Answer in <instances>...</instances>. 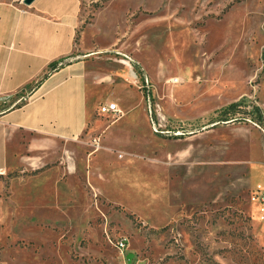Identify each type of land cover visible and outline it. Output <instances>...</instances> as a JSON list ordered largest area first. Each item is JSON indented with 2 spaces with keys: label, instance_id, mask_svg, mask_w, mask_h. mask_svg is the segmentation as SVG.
Here are the masks:
<instances>
[{
  "label": "rangeland",
  "instance_id": "374dc122",
  "mask_svg": "<svg viewBox=\"0 0 264 264\" xmlns=\"http://www.w3.org/2000/svg\"><path fill=\"white\" fill-rule=\"evenodd\" d=\"M80 1L93 119L2 177L0 263L264 264V0Z\"/></svg>",
  "mask_w": 264,
  "mask_h": 264
},
{
  "label": "crops",
  "instance_id": "0c3cea01",
  "mask_svg": "<svg viewBox=\"0 0 264 264\" xmlns=\"http://www.w3.org/2000/svg\"><path fill=\"white\" fill-rule=\"evenodd\" d=\"M81 12L80 0H0V236L2 177L93 119L100 77L73 57Z\"/></svg>",
  "mask_w": 264,
  "mask_h": 264
},
{
  "label": "built area",
  "instance_id": "2783aa9c",
  "mask_svg": "<svg viewBox=\"0 0 264 264\" xmlns=\"http://www.w3.org/2000/svg\"><path fill=\"white\" fill-rule=\"evenodd\" d=\"M177 82H179L178 79H173L171 83L176 84ZM100 113L102 115H113L115 117H120L121 116V110L119 109V106L116 103H108L105 105H102L100 107ZM152 109H149V115H150V121L154 124L155 126V122L152 118ZM157 132V129H156ZM258 202L261 205V211L263 213L262 215V219L264 220V194H262L259 199ZM128 250V244L125 241H122L119 243V251L121 252L122 255H124Z\"/></svg>",
  "mask_w": 264,
  "mask_h": 264
},
{
  "label": "water",
  "instance_id": "95a60500",
  "mask_svg": "<svg viewBox=\"0 0 264 264\" xmlns=\"http://www.w3.org/2000/svg\"><path fill=\"white\" fill-rule=\"evenodd\" d=\"M35 0H24V4L27 6H30L34 3ZM135 255L133 253H130L127 255V261L129 264H132V260L134 259Z\"/></svg>",
  "mask_w": 264,
  "mask_h": 264
},
{
  "label": "bare ground",
  "instance_id": "6f19581e",
  "mask_svg": "<svg viewBox=\"0 0 264 264\" xmlns=\"http://www.w3.org/2000/svg\"><path fill=\"white\" fill-rule=\"evenodd\" d=\"M124 65H127L126 63H124ZM259 190H261L260 188H258Z\"/></svg>",
  "mask_w": 264,
  "mask_h": 264
},
{
  "label": "trees",
  "instance_id": "16d2710c",
  "mask_svg": "<svg viewBox=\"0 0 264 264\" xmlns=\"http://www.w3.org/2000/svg\"><path fill=\"white\" fill-rule=\"evenodd\" d=\"M234 107L232 106V108L231 109H233Z\"/></svg>",
  "mask_w": 264,
  "mask_h": 264
}]
</instances>
